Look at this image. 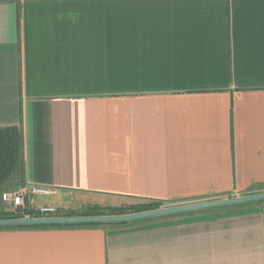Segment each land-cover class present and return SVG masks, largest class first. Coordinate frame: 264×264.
Wrapping results in <instances>:
<instances>
[{"label": "crops", "instance_id": "0c3cea01", "mask_svg": "<svg viewBox=\"0 0 264 264\" xmlns=\"http://www.w3.org/2000/svg\"><path fill=\"white\" fill-rule=\"evenodd\" d=\"M34 208L264 192V0H0L4 192ZM0 264H264V200L0 226Z\"/></svg>", "mask_w": 264, "mask_h": 264}, {"label": "water", "instance_id": "95a60500", "mask_svg": "<svg viewBox=\"0 0 264 264\" xmlns=\"http://www.w3.org/2000/svg\"><path fill=\"white\" fill-rule=\"evenodd\" d=\"M19 188H16L17 191ZM264 200V192L236 198H227L220 200H213L207 202H199L187 205L173 206L168 208H161L157 210L138 212L127 215H104V216H76V217H47V218H19V219H0V226H17V225H37V224H65V223H97V222H123L132 221L149 217H156L160 215L204 209L209 207L240 204L246 202H253Z\"/></svg>", "mask_w": 264, "mask_h": 264}, {"label": "trees", "instance_id": "16d2710c", "mask_svg": "<svg viewBox=\"0 0 264 264\" xmlns=\"http://www.w3.org/2000/svg\"><path fill=\"white\" fill-rule=\"evenodd\" d=\"M165 205L164 201H147L132 205H122V206H111V205H101V204H87L77 209H58L57 216L64 217H76V216H104V215H127L144 211H151L161 209ZM21 218L19 214L13 211H6L0 213V219H19ZM114 222V223H125ZM104 222L97 223H65V224H37V225H17L18 227H28V228H39V227H60V226H97Z\"/></svg>", "mask_w": 264, "mask_h": 264}, {"label": "built area", "instance_id": "2783aa9c", "mask_svg": "<svg viewBox=\"0 0 264 264\" xmlns=\"http://www.w3.org/2000/svg\"><path fill=\"white\" fill-rule=\"evenodd\" d=\"M58 189L45 186H34L25 184L17 191L3 193V201L10 204L11 211L25 218H47L56 217L58 208L52 205H42L34 208L38 196H48L58 194Z\"/></svg>", "mask_w": 264, "mask_h": 264}, {"label": "rangeland", "instance_id": "374dc122", "mask_svg": "<svg viewBox=\"0 0 264 264\" xmlns=\"http://www.w3.org/2000/svg\"><path fill=\"white\" fill-rule=\"evenodd\" d=\"M162 207H164V205Z\"/></svg>", "mask_w": 264, "mask_h": 264}]
</instances>
